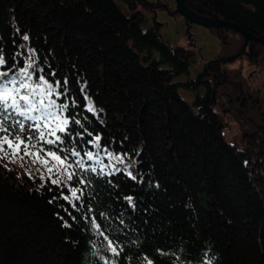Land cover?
<instances>
[{"label": "trees", "instance_id": "obj_1", "mask_svg": "<svg viewBox=\"0 0 264 264\" xmlns=\"http://www.w3.org/2000/svg\"><path fill=\"white\" fill-rule=\"evenodd\" d=\"M124 2L131 8L137 0ZM189 8L264 38V0H190ZM142 19L140 9L124 12L115 0H0L7 60L0 70H18L31 58L60 91L67 79V94L53 98L69 105L61 116L80 121L67 136L58 133L62 142L41 141L32 155L0 152V264H147L145 257L153 264L213 257L212 264H264V92L235 98L233 112L245 126L226 136L208 73L174 80L188 71L191 47L164 40L156 23L142 30ZM215 29L228 42L224 29ZM198 84L205 89L193 108L178 88ZM97 135L99 148L89 143ZM58 148L61 156L81 153L69 155L67 172L43 163L46 151ZM114 156L132 164L135 180L114 172ZM58 175L61 183L52 184ZM104 236L122 249L118 257Z\"/></svg>", "mask_w": 264, "mask_h": 264}, {"label": "snow or ice", "instance_id": "obj_2", "mask_svg": "<svg viewBox=\"0 0 264 264\" xmlns=\"http://www.w3.org/2000/svg\"><path fill=\"white\" fill-rule=\"evenodd\" d=\"M23 40L28 41L29 36L25 34ZM6 63L5 56L0 54V67H3ZM13 69H15V65H13L12 69L0 70V152H4L7 155L11 151L12 155L16 156L23 151L25 155H32L33 153L29 150L37 148L41 141L48 145H57L62 142V136L58 133L67 136L70 131L68 127L70 123L80 124V121L74 118L70 121L67 116H61L60 113L67 111L69 105L67 103L58 105L57 99L53 98L67 94V79L64 81V91H60L59 89L62 87L61 83L59 81L50 83L44 74H39L43 70H36L34 68V60L31 58L24 67H20L18 70ZM53 75L55 74L53 73ZM34 76L36 77L35 79ZM87 107L89 112H96L91 102H89ZM26 131L28 132L27 135H25ZM47 137H54V139ZM100 139V136L97 135L89 143H94L99 148ZM41 151H44L42 146L38 148L34 155L39 158ZM60 151H63V149L58 148L56 151L48 150L45 154L52 157L60 166L56 169L58 173L61 170L67 172L68 168L72 167L71 164L66 163L69 155L71 157H79L81 153L73 149L68 155L61 156L58 154ZM107 154L112 156V153ZM84 155L88 160H92L94 156L92 151H87ZM113 159L118 160L120 163L124 162L121 156H114ZM43 163L47 164L48 161L44 160ZM76 163L79 168H85L83 160H79ZM89 168L91 172L97 171L95 167L89 166ZM48 171L52 172L53 167H49ZM119 171L121 169H114V172ZM100 172L101 174H105L103 168L100 169ZM107 174L112 175L114 173ZM127 175L133 180L136 179L130 171L127 172ZM73 176L74 173L68 172L67 179L71 181ZM51 182L52 184H60L61 176L58 175ZM85 182V180L79 181V183ZM71 195L77 200L80 199L77 196L76 189H72ZM64 199H68V197H64ZM126 199L130 205L135 207L133 197L129 196ZM91 225L93 229L99 230L100 228L95 218H92ZM63 226L71 227L66 221ZM99 234L103 235L102 232ZM104 239L108 241L107 250L118 257L122 249L118 251L117 246L107 236H104ZM93 246H95V242H93ZM205 255L207 254L205 253ZM144 259L147 261V264H153L151 259L147 257ZM213 259L214 257L209 258L203 264H212ZM105 264H109V262L105 261ZM111 264H116V262L112 261ZM173 264H175V261Z\"/></svg>", "mask_w": 264, "mask_h": 264}, {"label": "rangeland", "instance_id": "obj_3", "mask_svg": "<svg viewBox=\"0 0 264 264\" xmlns=\"http://www.w3.org/2000/svg\"><path fill=\"white\" fill-rule=\"evenodd\" d=\"M115 1L124 12H128L134 8H138L143 12V19L140 23L142 30L149 26H154L156 23L157 31H159L160 36L164 40H167L171 44L191 47L193 54L188 71H181L174 75V80L195 79L202 71L203 61L212 59L213 64L208 66L209 73L206 78L210 81V86H212L213 90H217L220 93L218 97L222 102L218 101L217 107L222 112V120H224L223 128L226 131V136L235 135L241 126H245L242 122L238 121L237 114L233 112L236 109L234 102H236L235 98L240 95L243 87L247 86V84L255 85L256 88L260 89L259 93L262 91V87H264V67L262 66L263 68L261 67L262 69L259 70L261 64L256 65L251 63L248 61L246 54L248 50H252L257 56H263L264 46L260 42V44H257L258 42L250 40L247 43L246 52L242 54L243 57L239 55L234 59L219 61L220 63L217 68L215 63L216 56L222 58L233 56L242 47L244 42L243 35L237 30L225 27L221 28L224 29L223 32L226 34V39L228 40V42L223 44L219 40L215 29L220 27L209 28L193 21H187L178 11L175 0H137L136 5L131 8H129V5L124 0ZM183 2L186 7H189L190 0H183ZM221 69L227 70L223 72ZM204 89L205 86L203 84H198L191 88L180 85L178 93L195 108V104L193 103L194 96L196 93L202 94ZM253 129L258 132V136L262 133L256 127H253ZM258 136L255 137V141H258ZM46 158L45 160L59 167L52 157L46 156ZM118 163L117 168L125 172L130 171L134 174L135 169L132 164Z\"/></svg>", "mask_w": 264, "mask_h": 264}, {"label": "water", "instance_id": "obj_4", "mask_svg": "<svg viewBox=\"0 0 264 264\" xmlns=\"http://www.w3.org/2000/svg\"><path fill=\"white\" fill-rule=\"evenodd\" d=\"M176 3V7L178 9V11L183 15V17L188 21H193L196 22L198 24H202L206 27L212 28V27H220V28H231L233 30H237L238 32H240L243 35V45L242 47L239 49L238 52H236L235 55L233 56H229V57H218L216 59V66L218 68L219 66V61H222L224 59H234L236 58V56L242 55L243 53L246 52V46L247 43L252 40V41H256V42H260L263 46H264V38L260 37V36H256L254 34H252L250 31H248L247 29H245L244 27H242L241 25H239L236 22L230 21V20H226V19H222L219 17H203V16H198L197 14H195L189 7H186L183 0H175ZM225 76V75H224Z\"/></svg>", "mask_w": 264, "mask_h": 264}, {"label": "flooded vegetation", "instance_id": "obj_5", "mask_svg": "<svg viewBox=\"0 0 264 264\" xmlns=\"http://www.w3.org/2000/svg\"><path fill=\"white\" fill-rule=\"evenodd\" d=\"M246 54H247V57H248V61H250L251 63L256 64V65L261 64L259 66V70L264 67V54H263V56L262 55L261 56H257L256 53H254V51H252V50L251 51L248 50ZM217 58H218V56H216L215 60ZM211 64H213L212 59L203 61L202 70L204 69L207 73H209V67L208 66L211 65ZM261 83H263V82H261ZM256 90H260V89L256 88L255 85L247 84V86L243 87L240 95L242 94V95L245 96V98H247L250 94H254V92H258ZM261 90L264 92V87H262Z\"/></svg>", "mask_w": 264, "mask_h": 264}]
</instances>
